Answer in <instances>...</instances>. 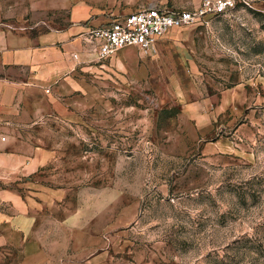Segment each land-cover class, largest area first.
<instances>
[{
	"label": "rangeland",
	"instance_id": "obj_1",
	"mask_svg": "<svg viewBox=\"0 0 264 264\" xmlns=\"http://www.w3.org/2000/svg\"><path fill=\"white\" fill-rule=\"evenodd\" d=\"M153 1L97 4L114 20ZM233 2L152 54L81 65L92 107L40 132L56 158L38 179L53 194L35 264H264V0ZM228 92L241 101L221 109ZM21 257L0 250V264Z\"/></svg>",
	"mask_w": 264,
	"mask_h": 264
},
{
	"label": "crops",
	"instance_id": "obj_2",
	"mask_svg": "<svg viewBox=\"0 0 264 264\" xmlns=\"http://www.w3.org/2000/svg\"><path fill=\"white\" fill-rule=\"evenodd\" d=\"M112 19L97 0H0V250L16 249L22 264L42 256L36 230L52 193L38 183L56 158L40 132L51 118L79 116L92 107L96 97L82 96L81 71L96 58L84 39L91 28ZM125 50L137 49L124 48L89 68L103 72L98 67L113 64ZM240 101L228 92L221 109Z\"/></svg>",
	"mask_w": 264,
	"mask_h": 264
},
{
	"label": "built area",
	"instance_id": "obj_3",
	"mask_svg": "<svg viewBox=\"0 0 264 264\" xmlns=\"http://www.w3.org/2000/svg\"><path fill=\"white\" fill-rule=\"evenodd\" d=\"M233 4V0H207L197 10L150 5L91 28L84 41L90 45L89 52L100 61L111 59L128 47L152 54L159 40L173 30L197 22L209 9L222 13ZM72 57L78 60L79 54L73 53Z\"/></svg>",
	"mask_w": 264,
	"mask_h": 264
}]
</instances>
